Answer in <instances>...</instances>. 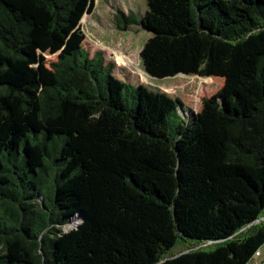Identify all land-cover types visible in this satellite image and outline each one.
<instances>
[{
    "label": "trees",
    "instance_id": "1",
    "mask_svg": "<svg viewBox=\"0 0 264 264\" xmlns=\"http://www.w3.org/2000/svg\"><path fill=\"white\" fill-rule=\"evenodd\" d=\"M145 2L142 80L223 79L197 111L89 56L94 0H0V264H264V0Z\"/></svg>",
    "mask_w": 264,
    "mask_h": 264
},
{
    "label": "rangeland",
    "instance_id": "2",
    "mask_svg": "<svg viewBox=\"0 0 264 264\" xmlns=\"http://www.w3.org/2000/svg\"><path fill=\"white\" fill-rule=\"evenodd\" d=\"M121 11L127 14L133 12L137 17H142L146 11L145 0H94V7L85 16L84 21L80 20V28L84 32L82 47L92 56L95 52H101L103 63H112L111 74L131 85H143L148 90L166 93L170 98H179L183 104L194 111L201 108L204 99L216 94L222 87L223 79L220 77H204L195 75H174L172 77L149 78L142 80L139 71H144L140 57V51L144 42L151 35L140 23L130 24L126 29H121L115 22V15ZM117 52L119 55L128 56L125 63L118 64ZM48 60L54 61L55 56L47 54ZM204 80V81H203ZM169 88V92L165 89ZM124 100L129 108L134 106V98L124 94ZM80 222H66L61 226L68 230L77 226ZM264 225V213L253 222L241 228L236 234L245 237L255 233ZM188 240L186 243H193ZM186 243L181 241L170 250L175 252L182 249ZM211 242H196L197 247H207ZM264 262V243L259 248V254L251 259L252 262Z\"/></svg>",
    "mask_w": 264,
    "mask_h": 264
},
{
    "label": "bare ground",
    "instance_id": "3",
    "mask_svg": "<svg viewBox=\"0 0 264 264\" xmlns=\"http://www.w3.org/2000/svg\"><path fill=\"white\" fill-rule=\"evenodd\" d=\"M78 220H79L78 218H73V219L71 220V222H70V223H72V222H74V223H75V222H76V221H78ZM70 223H69V224H70Z\"/></svg>",
    "mask_w": 264,
    "mask_h": 264
},
{
    "label": "built area",
    "instance_id": "4",
    "mask_svg": "<svg viewBox=\"0 0 264 264\" xmlns=\"http://www.w3.org/2000/svg\"><path fill=\"white\" fill-rule=\"evenodd\" d=\"M257 254H258V252H257Z\"/></svg>",
    "mask_w": 264,
    "mask_h": 264
}]
</instances>
